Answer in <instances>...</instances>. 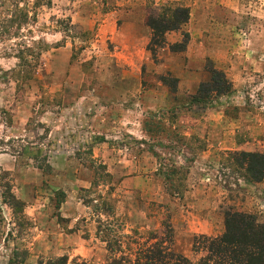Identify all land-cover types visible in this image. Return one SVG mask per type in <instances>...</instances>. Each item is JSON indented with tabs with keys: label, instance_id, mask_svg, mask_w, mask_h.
Segmentation results:
<instances>
[{
	"label": "rangeland",
	"instance_id": "1",
	"mask_svg": "<svg viewBox=\"0 0 264 264\" xmlns=\"http://www.w3.org/2000/svg\"><path fill=\"white\" fill-rule=\"evenodd\" d=\"M176 7L187 22L152 41L146 21ZM231 66L242 89L193 102ZM242 152L264 154V0H0V264L144 262L169 228L199 259L193 237L229 210L264 224Z\"/></svg>",
	"mask_w": 264,
	"mask_h": 264
},
{
	"label": "trees",
	"instance_id": "2",
	"mask_svg": "<svg viewBox=\"0 0 264 264\" xmlns=\"http://www.w3.org/2000/svg\"><path fill=\"white\" fill-rule=\"evenodd\" d=\"M171 12L170 17L159 15L158 20L146 21V26L152 31V41H157L166 33L180 30V26L187 22V9L176 7ZM212 75L209 83L197 88V94L191 98L194 103L201 104L211 92L218 96L230 92L231 84L223 73L214 71ZM219 75H223L222 79L217 78ZM241 157L247 160L246 171L250 174L247 182H261L264 179V154L242 152ZM224 217L225 229L220 236L193 237V252L202 255L199 259L192 260L172 250V230L167 227L165 240L142 251L144 262L137 257L134 264H264V224L258 222L254 215L232 210L226 212ZM112 264L121 263L116 260Z\"/></svg>",
	"mask_w": 264,
	"mask_h": 264
},
{
	"label": "crops",
	"instance_id": "3",
	"mask_svg": "<svg viewBox=\"0 0 264 264\" xmlns=\"http://www.w3.org/2000/svg\"><path fill=\"white\" fill-rule=\"evenodd\" d=\"M194 45H195V48L197 49V51L195 53L194 52L195 49H194L193 53L188 54L189 62L192 63V59H194L195 63H201L206 57L203 44L202 43L196 44V41H194ZM207 54H209V53H207ZM183 67H184L183 65L178 66L177 64H175L174 66H172V68H169V69L176 73V78L180 81V87H179L180 91L182 93L183 92L190 93V92H192L191 87L197 84L195 82L194 76H195V74L198 75L199 73L193 72L191 70L185 71L183 69ZM243 70H244V68H243ZM199 71H201L200 68H199ZM224 72H227V70L225 69ZM244 72L245 71H242L241 69H238L235 66H231L230 68H228L227 75H228V78L231 77L232 83H231V81H229L231 84V88H233L234 90L242 89V84H243L242 82H244V81H242L241 78L239 79V75L245 74ZM185 86H188V89L190 88L191 91H190V89L188 90L187 88H185ZM197 88L195 86L194 91H196ZM136 92H137V89L135 86H133L132 88L129 87L127 89V91L122 90L120 92V95H122V96H120L118 98L120 99L121 102L125 99V97L127 98V97L133 96V98L136 99V97H135ZM140 93H141V91H140ZM144 94L146 95L145 101H149V104L153 103L154 106H156V104H160L161 106H163L165 104L166 94L164 93V91H162L160 89L151 90V91L145 92ZM232 132H233L232 134H234V130ZM230 136H231V131H228V139ZM228 148H231V147H228Z\"/></svg>",
	"mask_w": 264,
	"mask_h": 264
}]
</instances>
